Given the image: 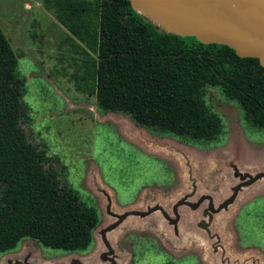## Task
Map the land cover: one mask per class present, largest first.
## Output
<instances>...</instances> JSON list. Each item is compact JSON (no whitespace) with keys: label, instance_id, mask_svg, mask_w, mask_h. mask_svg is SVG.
<instances>
[{"label":"rangeland","instance_id":"rangeland-1","mask_svg":"<svg viewBox=\"0 0 264 264\" xmlns=\"http://www.w3.org/2000/svg\"><path fill=\"white\" fill-rule=\"evenodd\" d=\"M0 29L18 56V71L25 80L22 101L30 120L20 124L25 139L45 150L44 168L54 170L60 182L98 215L85 251L65 253L22 239L0 253V264H100L95 248L98 231L115 222L106 214L107 207L114 213L143 211L146 199L160 197L166 209L178 193L191 189L195 197L209 192L217 200L239 180L237 176L264 173V130L246 124L241 108L218 87H205L203 96L221 125V135L214 141L192 144L152 134L127 115L98 110L93 96L75 88L71 75L78 70L79 57L65 42L67 32L40 0H0ZM252 184L247 195L239 194L238 201L213 216L210 225L197 210L193 217L181 216L167 241L170 228L164 222L134 217L116 227L110 240L121 249L131 244L137 257L132 264H212L206 254L211 249L201 245L205 235H212L206 242L213 246L218 240L230 263L237 259L240 264H264V178ZM252 198L236 217L237 207ZM149 232L157 238L164 234L159 240L161 253L142 257L139 249L145 250L147 244L141 236ZM218 256L219 251L213 257Z\"/></svg>","mask_w":264,"mask_h":264},{"label":"trees","instance_id":"trees-1","mask_svg":"<svg viewBox=\"0 0 264 264\" xmlns=\"http://www.w3.org/2000/svg\"><path fill=\"white\" fill-rule=\"evenodd\" d=\"M40 2L79 57L75 88L93 96L98 110L127 115L152 134L208 143L221 135V125L204 104V89L218 87L246 124L264 130V68L257 59L156 30L127 0ZM17 58L0 29V253L22 239L65 253L85 251L97 211L45 169V150L25 139L20 124L30 120Z\"/></svg>","mask_w":264,"mask_h":264},{"label":"water","instance_id":"water-1","mask_svg":"<svg viewBox=\"0 0 264 264\" xmlns=\"http://www.w3.org/2000/svg\"><path fill=\"white\" fill-rule=\"evenodd\" d=\"M127 1L131 9L150 22L156 30L181 37H193L202 44L227 46L237 57L255 58L259 66L264 68V0ZM246 177L252 182L264 178V173ZM232 198L233 196L218 210ZM133 213H115L112 216L115 222L100 229L104 234L114 231L126 219L134 218ZM71 264L81 263L73 261Z\"/></svg>","mask_w":264,"mask_h":264},{"label":"flooded vegetation","instance_id":"flooded-vegetation-1","mask_svg":"<svg viewBox=\"0 0 264 264\" xmlns=\"http://www.w3.org/2000/svg\"><path fill=\"white\" fill-rule=\"evenodd\" d=\"M246 176H247L246 174L242 176L241 175L237 176V179L239 180L235 181L232 185L228 186L225 189L226 193L223 195L224 197L221 199L214 200L212 196L214 193H209V192L200 194L199 196L195 197V191L194 189H191L180 195L178 193V197L175 198L174 201L170 203V205L167 206L166 209L164 205V202H165L164 199L157 197L159 199L157 198L146 199L145 204L147 207L143 211L135 210L131 212H134L133 213L134 217L141 216L142 218H139L140 220L150 218L152 221H156L158 225H160L159 223L161 221L164 222L166 225H168V227L170 228V231L167 234V241H168L169 239L173 238L174 233H176L175 231H176V228L178 227L181 216L193 217V215L197 213V210H199V215L202 217L201 220L204 221L205 224L210 225L212 223L213 216L218 215L221 212H227L229 208L234 205L235 201L237 200L238 195L244 194V192L247 191V186L250 183L254 184L260 180V179H257V180H253L252 182H250L248 181L250 178ZM247 193L249 192H246L245 195H247ZM232 196H233L232 200L228 202L227 204H225L221 209L218 210V208L221 205H223L226 201H228L230 197ZM254 199L255 198H252L240 204L237 207L238 209L236 211L235 216L237 217L241 208H243L247 204H250V202L253 201ZM106 214L107 215L109 214L110 217L115 215L114 212H110L108 210V207L106 209ZM200 225L201 224L197 222L196 226L199 227ZM206 228H208V226H206L205 229L203 228L204 231H208ZM112 233L113 231L104 234L101 229H99L98 231V242H96L95 248L97 252L96 259L99 260V263L100 264H132V263H135L137 261V257H136L135 251L133 252L131 244L128 243V245L126 246V249L119 248L116 245V241L110 240L111 238L110 234ZM162 236H164V234ZM162 236H160V238H162ZM141 237L144 240L145 244H147V247H145V250L143 248L139 249V252L143 254L142 257L153 256L155 254L161 253L160 251L161 246L159 242L160 238H157L150 232L148 235L146 234ZM212 238H214L212 235L211 236L205 235V239L201 243L202 247H207V248L209 247L211 249L210 252L206 251V254H210L208 258L209 260L208 263H212V264H222L223 262H225V264L242 263L241 261L237 259L231 260V263H230V259L227 258L228 256H226L224 248L219 245L220 242L218 240L215 242L217 244H213V246L212 244L209 245V243L206 242V240L210 241L212 240ZM154 244L156 246H154ZM117 247L119 249H117V251L115 252V248ZM205 249L206 248L203 249V253ZM218 251H219L218 258L213 257ZM125 254H126V257H125ZM124 257L126 258V261L122 262V259Z\"/></svg>","mask_w":264,"mask_h":264},{"label":"crops","instance_id":"crops-1","mask_svg":"<svg viewBox=\"0 0 264 264\" xmlns=\"http://www.w3.org/2000/svg\"><path fill=\"white\" fill-rule=\"evenodd\" d=\"M221 213H222V212H221ZM115 230H116V229H115ZM115 230H114V231H115Z\"/></svg>","mask_w":264,"mask_h":264}]
</instances>
